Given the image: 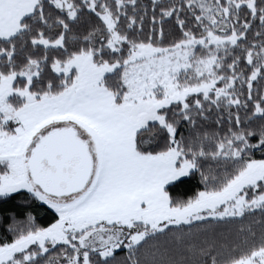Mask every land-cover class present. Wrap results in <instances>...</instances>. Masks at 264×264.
Here are the masks:
<instances>
[{
    "label": "snow or ice",
    "instance_id": "obj_1",
    "mask_svg": "<svg viewBox=\"0 0 264 264\" xmlns=\"http://www.w3.org/2000/svg\"><path fill=\"white\" fill-rule=\"evenodd\" d=\"M261 82L264 0H0V264H264Z\"/></svg>",
    "mask_w": 264,
    "mask_h": 264
},
{
    "label": "trees",
    "instance_id": "obj_2",
    "mask_svg": "<svg viewBox=\"0 0 264 264\" xmlns=\"http://www.w3.org/2000/svg\"><path fill=\"white\" fill-rule=\"evenodd\" d=\"M138 3L141 4L144 7H147L149 10V14L151 13V0H138ZM150 18V17H149ZM89 17H85L84 21L81 26V30L88 28L90 26H94L95 20H91V24H89ZM172 33V35H169V33ZM174 29L171 25H165V43H168L174 36ZM255 85V82H254ZM258 86H264V82H261V85ZM241 118L243 119L245 116V113L242 111L240 113ZM260 123L259 120L255 122L253 125L254 127ZM210 129L215 128V125L213 123H209L207 125ZM182 130L185 131V134H187L186 129L182 127ZM256 158H260V153H256ZM183 182L177 181L175 187H172L169 189L170 195H172L174 198H187L192 194L193 191L197 190V179H192L191 181L182 178ZM7 210V211H6ZM15 212L18 216L21 213L31 211L33 215L36 217L37 223H39L42 226H47L48 223L52 221V216L54 215L51 213L50 210L46 208V206H33L32 208H28L26 204V196L22 195H16L15 198L8 203H0V234L3 232V226L8 222L4 217L7 215V212ZM223 227V226H222ZM227 229L234 231L235 228L238 227V225H229L226 226ZM227 235V232L225 233ZM123 253L117 254V259L119 260Z\"/></svg>",
    "mask_w": 264,
    "mask_h": 264
}]
</instances>
